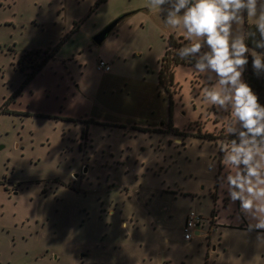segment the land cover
<instances>
[{
	"label": "rangeland",
	"instance_id": "374dc122",
	"mask_svg": "<svg viewBox=\"0 0 264 264\" xmlns=\"http://www.w3.org/2000/svg\"><path fill=\"white\" fill-rule=\"evenodd\" d=\"M147 4L0 0V264H264L220 186L230 113L203 103L193 65L159 84L188 41Z\"/></svg>",
	"mask_w": 264,
	"mask_h": 264
},
{
	"label": "clouds",
	"instance_id": "9594fccd",
	"mask_svg": "<svg viewBox=\"0 0 264 264\" xmlns=\"http://www.w3.org/2000/svg\"><path fill=\"white\" fill-rule=\"evenodd\" d=\"M147 7L162 12L165 26L188 41L174 51L194 61V72L207 74L203 103L230 113L225 133L234 138L219 151L236 171L221 177L220 186L239 202L247 231L264 244V104L244 79L250 63L253 75L264 79V0H148ZM246 20L254 32L239 27Z\"/></svg>",
	"mask_w": 264,
	"mask_h": 264
},
{
	"label": "trees",
	"instance_id": "16d2710c",
	"mask_svg": "<svg viewBox=\"0 0 264 264\" xmlns=\"http://www.w3.org/2000/svg\"><path fill=\"white\" fill-rule=\"evenodd\" d=\"M246 31L249 32H254L255 28L254 26H249L247 25L245 28ZM247 43L249 45V47H253V43L251 38H249L247 40ZM175 39L172 40L170 42V47L171 48H178V46L175 45ZM40 52V51H39ZM170 52V49L167 51L166 56L163 59V63L161 64L160 70L158 72V81L160 85H165V84H172L173 80H174V69L177 66L180 65H193L194 61L191 60H181L178 56H174L173 61H169L167 60L168 54ZM47 53V52H46ZM27 54V53H26ZM30 54V53H29ZM49 54V53H48ZM47 54V57L45 60H43L40 65H38L37 67H33V74H37L38 72L41 71V69L43 68V66L48 62L49 59H52L54 56V53H52L51 55ZM28 56V55H25ZM23 58H21L20 60V64H21V68H22V62ZM244 79L250 84V86L253 88L254 92L257 93V95L260 97V102L262 104H264V79H257L252 72L251 69V63L248 66V71L244 74ZM208 137V135H205L204 137H200L201 139H206ZM234 137L229 136L228 141L230 142L231 139H233ZM212 140V139H209Z\"/></svg>",
	"mask_w": 264,
	"mask_h": 264
},
{
	"label": "built area",
	"instance_id": "2783aa9c",
	"mask_svg": "<svg viewBox=\"0 0 264 264\" xmlns=\"http://www.w3.org/2000/svg\"><path fill=\"white\" fill-rule=\"evenodd\" d=\"M98 68L99 70H104L106 72L111 71V66L102 60L99 62ZM201 224H202V217L199 216L196 212L191 211L188 214L184 226V239L190 241L191 239H193L194 234L201 235V231H199V227Z\"/></svg>",
	"mask_w": 264,
	"mask_h": 264
},
{
	"label": "water",
	"instance_id": "95a60500",
	"mask_svg": "<svg viewBox=\"0 0 264 264\" xmlns=\"http://www.w3.org/2000/svg\"><path fill=\"white\" fill-rule=\"evenodd\" d=\"M125 18V16L119 17L117 20L108 25L101 33H99L95 38L94 42L98 45H102L110 34L114 31L117 25ZM198 235V234H197Z\"/></svg>",
	"mask_w": 264,
	"mask_h": 264
},
{
	"label": "flooded vegetation",
	"instance_id": "af4514ba",
	"mask_svg": "<svg viewBox=\"0 0 264 264\" xmlns=\"http://www.w3.org/2000/svg\"><path fill=\"white\" fill-rule=\"evenodd\" d=\"M210 219H211V225H212V226H215V225H216V221H217V220H216V219H217V216H216V217H215V216H211Z\"/></svg>",
	"mask_w": 264,
	"mask_h": 264
},
{
	"label": "crops",
	"instance_id": "0c3cea01",
	"mask_svg": "<svg viewBox=\"0 0 264 264\" xmlns=\"http://www.w3.org/2000/svg\"><path fill=\"white\" fill-rule=\"evenodd\" d=\"M211 216H215V215H211ZM216 217V216H215ZM216 220H220V218H218L217 216V219ZM217 222V221H216ZM198 233V232H197ZM193 239H191L190 241H192Z\"/></svg>",
	"mask_w": 264,
	"mask_h": 264
}]
</instances>
